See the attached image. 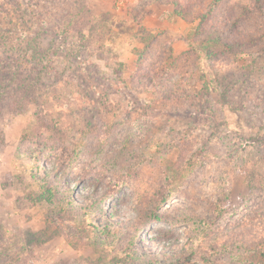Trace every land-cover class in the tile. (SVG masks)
Returning <instances> with one entry per match:
<instances>
[{
    "label": "rangeland",
    "instance_id": "1",
    "mask_svg": "<svg viewBox=\"0 0 264 264\" xmlns=\"http://www.w3.org/2000/svg\"><path fill=\"white\" fill-rule=\"evenodd\" d=\"M200 1L0 0V264H264V14Z\"/></svg>",
    "mask_w": 264,
    "mask_h": 264
},
{
    "label": "trees",
    "instance_id": "2",
    "mask_svg": "<svg viewBox=\"0 0 264 264\" xmlns=\"http://www.w3.org/2000/svg\"><path fill=\"white\" fill-rule=\"evenodd\" d=\"M180 1H182V0H180ZM200 2L203 3V0H201ZM244 2H245V0H238L237 2H235L234 0H212V2H210V5H209L207 11L203 12V14L201 16L195 18L196 21L199 20L197 28H200L201 32L203 31V29H205L206 22H207V20L209 21V17L211 18L212 12L214 11V9L216 7H219L222 4H227V5L232 4V6H230L233 10L232 14H229V12L228 13L226 12V15H225L226 17L224 19V16H223L224 13H222L223 17L221 15L218 16V20H220V21L222 20L221 23H223V25H225V28L227 27L226 31L231 29V30H235L236 32H239V29H240L239 25L242 26L243 18L245 16L248 17L249 15L254 13V11H252V10H255V11H258V12L264 14V0H251L249 4H247L246 2L244 3ZM173 5L176 8L175 14L178 17H180L184 20L189 19L188 18L189 16L186 13L185 8L183 6H181V2H176ZM262 25H263V30L257 31V33L259 35H252V36L245 35L244 36V38H246L248 40L247 45H255L256 43L262 41V39L264 38V22ZM215 34H216V32H215ZM209 39H211L210 43H212V44L218 45L219 42H221V40H220L221 38L219 37V35L212 37V38H209ZM224 47L226 49H230V50L232 49L233 51H235V56H238V53H241L239 55H243V54L246 55L247 52L250 53L247 55H251V53H252V52H249V50H247V52H246V50H239V52H237L238 48H236L235 46L224 45ZM245 49H247V48H245ZM163 95H165V94H163ZM167 97H169V96H167ZM92 197H93L92 194H89L87 196V198H92ZM99 200L103 201L104 199L99 198ZM94 201H96V200H94ZM94 201H92L93 204L95 203ZM258 240H259V242L257 243V245H254V241H251L248 244H246L245 251H249L251 253L259 252V248L264 244V234H263V238L258 239Z\"/></svg>",
    "mask_w": 264,
    "mask_h": 264
}]
</instances>
